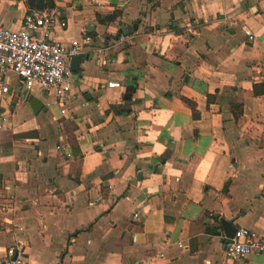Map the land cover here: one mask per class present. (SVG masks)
Segmentation results:
<instances>
[{"label":"crops","instance_id":"obj_1","mask_svg":"<svg viewBox=\"0 0 264 264\" xmlns=\"http://www.w3.org/2000/svg\"><path fill=\"white\" fill-rule=\"evenodd\" d=\"M52 1L51 40L91 42L59 103L0 71V261L21 240L24 264H264L220 226L264 231V0ZM34 4L0 0V26Z\"/></svg>","mask_w":264,"mask_h":264},{"label":"built area","instance_id":"obj_2","mask_svg":"<svg viewBox=\"0 0 264 264\" xmlns=\"http://www.w3.org/2000/svg\"><path fill=\"white\" fill-rule=\"evenodd\" d=\"M55 26L61 29L67 26L55 9L25 14L17 31L0 26V71L5 75L13 74L26 90L38 88L59 103L71 92V58L79 55L84 57V48L91 38L85 35L65 46L51 40ZM245 35L248 41L255 40L250 31L246 30ZM107 87L121 86L111 82ZM9 92L8 86L0 84V100ZM132 217L134 220L139 219L138 214ZM179 247L186 249L182 245ZM25 248L23 241L16 240L6 249L0 264H24ZM224 254L228 260L252 254L264 255V231L257 233L247 228H237L233 238H224Z\"/></svg>","mask_w":264,"mask_h":264},{"label":"trees","instance_id":"obj_3","mask_svg":"<svg viewBox=\"0 0 264 264\" xmlns=\"http://www.w3.org/2000/svg\"><path fill=\"white\" fill-rule=\"evenodd\" d=\"M45 9L50 11L54 8V3L52 0H47L45 2ZM121 16V13L119 11H115L110 15H106V16H100L97 15L96 16V20L99 24L102 25H108L110 23H113L116 21L117 18H119ZM253 93L256 96L259 95H264V82L258 85H254L253 86ZM184 103H186L193 112H195V105L193 103H191L190 101L186 100V99H182ZM216 100L215 96L212 97H208V101H214ZM242 105L241 104H235L231 107L232 109V114H233V119L237 120L239 119V117L242 115ZM65 131L68 137V143L70 145V147L73 149L75 146V142H74V138L72 136V132L75 130V126L72 123H65Z\"/></svg>","mask_w":264,"mask_h":264},{"label":"water","instance_id":"obj_4","mask_svg":"<svg viewBox=\"0 0 264 264\" xmlns=\"http://www.w3.org/2000/svg\"><path fill=\"white\" fill-rule=\"evenodd\" d=\"M34 6L37 10H44V5H45V0H34ZM133 29H136V25H134ZM121 34L123 35H127V30L125 26H122L118 32V36H121ZM84 59V57L82 56H74L71 58V62H70V69L73 73H77L79 71V66L81 61ZM128 93V95L124 96V100H129L130 99V90L127 89L126 91ZM22 95L26 96L27 95V91H23ZM30 107L32 109V111L36 114L38 113L40 110H42L43 105L35 99H32L30 101ZM43 110H46L45 108H43ZM220 226L222 227L223 230V234L224 237L227 239H231L233 238L235 232H236V227H234L232 224H230L229 222H226L225 220L221 219L220 220ZM218 237L221 236V233H217L216 234Z\"/></svg>","mask_w":264,"mask_h":264}]
</instances>
